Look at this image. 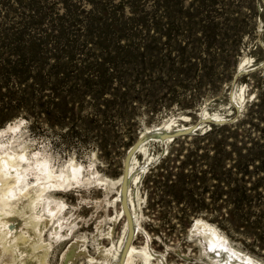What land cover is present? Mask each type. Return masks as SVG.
Masks as SVG:
<instances>
[{"label":"rangeland","instance_id":"rangeland-1","mask_svg":"<svg viewBox=\"0 0 264 264\" xmlns=\"http://www.w3.org/2000/svg\"><path fill=\"white\" fill-rule=\"evenodd\" d=\"M13 158L45 264H264V0H0Z\"/></svg>","mask_w":264,"mask_h":264},{"label":"bare ground","instance_id":"bare-ground-1","mask_svg":"<svg viewBox=\"0 0 264 264\" xmlns=\"http://www.w3.org/2000/svg\"><path fill=\"white\" fill-rule=\"evenodd\" d=\"M240 97L242 96L236 94V99L238 100L239 104L242 101ZM133 150H138L143 153L145 147L143 145H138ZM131 155L132 154L130 153L129 161H131V166L127 169L130 176L136 170V159H130ZM13 159H3L4 161H1L2 159H0V264H45L47 253H36V250L42 248L41 245L35 246L38 244V241H32L29 239L31 235L26 236L25 233L13 235V230L11 229L10 225H8V217L11 214H26L29 211H36L38 205L40 204V200L43 199V193L46 189V186L36 188L35 186H30L28 184L23 185L24 181L22 179V173L20 172V162L16 159ZM46 167V164H40L38 166V171H41ZM46 175L51 178L50 171H47ZM16 184H19L17 185L18 187ZM62 186V184H57V191H61ZM17 190L18 193H16ZM126 195L127 192L124 191L122 195L123 200L125 199ZM119 197L122 198L121 196ZM53 211V209L50 210L52 217L56 216L58 213L55 211L56 213L54 212V214ZM30 219L31 220L28 224V230L34 231L33 233L36 236H40L44 226H46L48 221H42L38 216H31ZM124 238L125 239L122 242V245H120L119 250L117 251L118 253L116 252L117 254L114 256L115 264H122V260L125 257L130 258L133 254H135V252H137L135 247H129L130 240L126 241L127 230ZM142 252L145 262H147L149 255L146 251ZM75 254L76 253H72V260L76 258Z\"/></svg>","mask_w":264,"mask_h":264}]
</instances>
